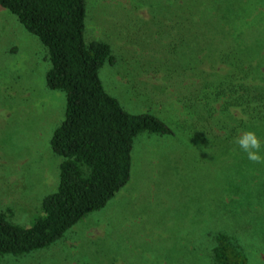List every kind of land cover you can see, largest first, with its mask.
<instances>
[{
    "label": "rangeland",
    "instance_id": "1",
    "mask_svg": "<svg viewBox=\"0 0 264 264\" xmlns=\"http://www.w3.org/2000/svg\"><path fill=\"white\" fill-rule=\"evenodd\" d=\"M84 38L115 56L98 69L106 91L168 132L137 133L128 179L102 207L0 264H210L216 230L264 264V164L235 143L251 130L264 149V120L215 93L227 50L250 55L249 79L264 87V0H86ZM47 67L45 47L0 6V211L22 225L57 185L49 137L64 92L46 87Z\"/></svg>",
    "mask_w": 264,
    "mask_h": 264
},
{
    "label": "trees",
    "instance_id": "2",
    "mask_svg": "<svg viewBox=\"0 0 264 264\" xmlns=\"http://www.w3.org/2000/svg\"><path fill=\"white\" fill-rule=\"evenodd\" d=\"M85 5L86 0H0L45 47L46 87L64 92L63 117L49 137L50 150L60 157L56 188L41 197L27 225L0 211V260L51 244L83 214L102 207L128 179L133 137L168 132L159 117L127 111L103 87L98 69L113 64L115 56L107 41L84 38ZM229 53L223 54L226 71L215 93L221 89L229 105L264 120V87L249 79L256 70L250 55ZM211 236L210 264H248L232 235L216 230Z\"/></svg>",
    "mask_w": 264,
    "mask_h": 264
},
{
    "label": "clouds",
    "instance_id": "3",
    "mask_svg": "<svg viewBox=\"0 0 264 264\" xmlns=\"http://www.w3.org/2000/svg\"><path fill=\"white\" fill-rule=\"evenodd\" d=\"M235 143L247 154V159L255 164H264L262 143L254 131H244L235 137Z\"/></svg>",
    "mask_w": 264,
    "mask_h": 264
}]
</instances>
